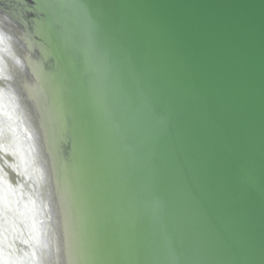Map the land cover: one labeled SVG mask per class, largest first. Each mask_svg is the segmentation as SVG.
Masks as SVG:
<instances>
[{"label": "water", "instance_id": "1", "mask_svg": "<svg viewBox=\"0 0 264 264\" xmlns=\"http://www.w3.org/2000/svg\"><path fill=\"white\" fill-rule=\"evenodd\" d=\"M0 264H264V0H0Z\"/></svg>", "mask_w": 264, "mask_h": 264}]
</instances>
